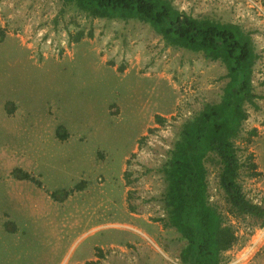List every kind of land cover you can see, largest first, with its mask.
<instances>
[{
	"label": "rangeland",
	"instance_id": "rangeland-1",
	"mask_svg": "<svg viewBox=\"0 0 264 264\" xmlns=\"http://www.w3.org/2000/svg\"><path fill=\"white\" fill-rule=\"evenodd\" d=\"M170 1L194 17L236 23L252 33L259 55L252 77L257 108L245 106L248 118L235 145L241 161L250 154L257 166L258 175L242 174L240 183L260 204L264 0ZM31 19L52 27L56 40L78 32L83 38L69 55H30L16 31ZM0 37V264H178L183 242L156 222L164 216L166 186L157 169L182 123L219 100L224 66L165 47L137 20L89 19L60 0H0ZM156 115L163 125L154 122ZM58 127L65 140L56 137ZM251 129L256 135L247 143ZM207 167L210 201L224 209L217 167ZM15 169L41 187L17 179ZM125 171L137 179L130 186ZM81 181L85 187L64 198ZM229 219L239 236L229 263L255 235L260 244L246 264H264V227Z\"/></svg>",
	"mask_w": 264,
	"mask_h": 264
},
{
	"label": "trees",
	"instance_id": "trees-1",
	"mask_svg": "<svg viewBox=\"0 0 264 264\" xmlns=\"http://www.w3.org/2000/svg\"><path fill=\"white\" fill-rule=\"evenodd\" d=\"M60 1L89 19L137 20L148 25L165 47L201 53L206 60L224 66L226 82L219 100L203 104L182 123L164 162L157 169L166 186L161 199L164 216L156 222H160L164 230L174 229L178 240L183 242L176 257L178 264H226L225 253L239 243L230 217L246 221L251 227H264V201L252 202L240 183L242 174L247 178L256 177L257 166L250 154L241 161L235 145L248 118L245 106L257 108L252 77L259 55L252 33L236 23L194 17L179 10L170 0ZM82 38L83 33L78 32L70 41L78 43ZM154 122L163 125L165 119L156 115ZM255 135L256 129H251L245 141L250 142ZM56 137L65 140L68 135L58 127ZM146 138L141 137L140 142ZM208 163L217 167V187L222 192L224 209L210 201ZM13 174L17 179L41 187L40 182L26 172L15 169ZM123 176L126 186L137 180L129 179L128 171ZM85 184L81 181L73 189L64 191V198L74 190H81ZM51 197L58 200L54 193Z\"/></svg>",
	"mask_w": 264,
	"mask_h": 264
},
{
	"label": "built area",
	"instance_id": "built-area-1",
	"mask_svg": "<svg viewBox=\"0 0 264 264\" xmlns=\"http://www.w3.org/2000/svg\"><path fill=\"white\" fill-rule=\"evenodd\" d=\"M31 21L32 19L28 20L25 25L16 31V36L22 40L30 55L38 54L41 57L69 55V48H71L73 42L67 38L65 39L64 35L56 40V33L52 27L41 22L34 24ZM47 24L49 23L47 22ZM260 240L261 238H255V235H253L249 243L239 250V257L229 264L248 263L257 251Z\"/></svg>",
	"mask_w": 264,
	"mask_h": 264
},
{
	"label": "crops",
	"instance_id": "crops-1",
	"mask_svg": "<svg viewBox=\"0 0 264 264\" xmlns=\"http://www.w3.org/2000/svg\"><path fill=\"white\" fill-rule=\"evenodd\" d=\"M88 37H92V36H89ZM76 44V43H75ZM74 44V45H75ZM234 249V248H233ZM233 252V250H229L225 253V257L227 258V263L226 264H229V261H230V254ZM77 264H82V263H77Z\"/></svg>",
	"mask_w": 264,
	"mask_h": 264
},
{
	"label": "bare ground",
	"instance_id": "bare-ground-1",
	"mask_svg": "<svg viewBox=\"0 0 264 264\" xmlns=\"http://www.w3.org/2000/svg\"><path fill=\"white\" fill-rule=\"evenodd\" d=\"M154 56V55H153ZM151 61V60H150ZM145 236V235H144Z\"/></svg>",
	"mask_w": 264,
	"mask_h": 264
}]
</instances>
